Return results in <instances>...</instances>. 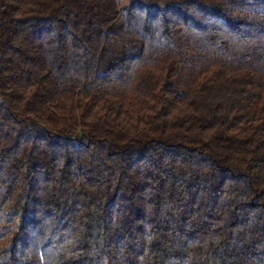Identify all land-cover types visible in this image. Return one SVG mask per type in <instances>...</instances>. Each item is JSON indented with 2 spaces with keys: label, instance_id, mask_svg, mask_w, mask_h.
Returning <instances> with one entry per match:
<instances>
[{
  "label": "trees",
  "instance_id": "1",
  "mask_svg": "<svg viewBox=\"0 0 264 264\" xmlns=\"http://www.w3.org/2000/svg\"><path fill=\"white\" fill-rule=\"evenodd\" d=\"M0 264H264V0H0Z\"/></svg>",
  "mask_w": 264,
  "mask_h": 264
}]
</instances>
